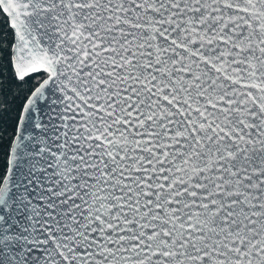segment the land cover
Segmentation results:
<instances>
[{
  "label": "snow or ice",
  "instance_id": "1",
  "mask_svg": "<svg viewBox=\"0 0 264 264\" xmlns=\"http://www.w3.org/2000/svg\"><path fill=\"white\" fill-rule=\"evenodd\" d=\"M0 16V68L35 77L0 122V264H264V0Z\"/></svg>",
  "mask_w": 264,
  "mask_h": 264
},
{
  "label": "trees",
  "instance_id": "2",
  "mask_svg": "<svg viewBox=\"0 0 264 264\" xmlns=\"http://www.w3.org/2000/svg\"><path fill=\"white\" fill-rule=\"evenodd\" d=\"M0 34L9 35L10 29L7 25L6 17L0 16ZM35 77H28L24 82H18L13 78L11 70L5 64L0 68V97L6 106L5 111L0 113V122L6 129V138L13 131L15 117L19 114L20 106L24 98L32 88H34Z\"/></svg>",
  "mask_w": 264,
  "mask_h": 264
}]
</instances>
